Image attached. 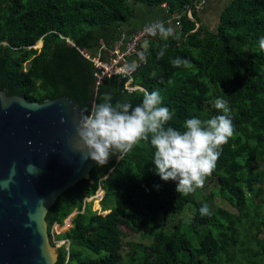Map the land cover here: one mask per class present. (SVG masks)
Returning a JSON list of instances; mask_svg holds the SVG:
<instances>
[{"label":"trees","instance_id":"obj_1","mask_svg":"<svg viewBox=\"0 0 264 264\" xmlns=\"http://www.w3.org/2000/svg\"><path fill=\"white\" fill-rule=\"evenodd\" d=\"M200 1L0 0V89L7 94L39 102L66 95L83 115L102 103L106 93L116 99L121 76L99 79L103 70L93 59L110 58L125 25L135 18V6L165 7L179 17L178 31L169 39H147L149 46L141 50L149 63L131 84L143 91L129 92L124 86L122 97L111 103L127 101L135 107L145 91H158L172 116L166 127L183 131L187 119L222 115L214 105L222 98L234 126L204 187L187 195L155 170L150 136L129 153H116L107 165L94 167L89 178L67 189L48 212L54 245L53 225L64 224L77 212L73 225L57 235L70 240L69 250L58 247L57 264H121L122 226L138 234L159 219L160 230H153L150 245L138 254L140 264H264V170L256 166L261 162L264 169V50L259 47L264 0H230L214 33L198 27L199 13L188 18V9L195 11ZM40 41L43 46L35 48ZM177 57L190 65L173 67L170 61ZM100 187L105 192L102 210L94 211L87 197ZM215 197L237 213L217 206ZM116 198L129 211L114 207ZM204 204L211 215H201ZM187 207L192 216L166 229L170 217L183 215Z\"/></svg>","mask_w":264,"mask_h":264},{"label":"water","instance_id":"obj_2","mask_svg":"<svg viewBox=\"0 0 264 264\" xmlns=\"http://www.w3.org/2000/svg\"><path fill=\"white\" fill-rule=\"evenodd\" d=\"M140 53L144 63L120 80L112 101L147 67V52ZM82 115L81 106L66 95L39 102L0 89V264H57L48 212L98 165L86 159L77 134ZM29 164L36 168L27 169Z\"/></svg>","mask_w":264,"mask_h":264},{"label":"clouds","instance_id":"obj_3","mask_svg":"<svg viewBox=\"0 0 264 264\" xmlns=\"http://www.w3.org/2000/svg\"><path fill=\"white\" fill-rule=\"evenodd\" d=\"M144 31L152 36L159 34L164 39L174 35L173 27L170 24L166 26L160 20L146 25ZM259 47L264 50V37L260 38ZM164 55L163 49L158 52V57ZM170 63L173 67L190 65L188 60L180 57ZM136 67L133 61L125 70L134 72ZM102 100V103L93 105L90 113L81 116L77 127L80 141L88 152L86 159L105 166L116 153L127 154L150 136L155 149L153 162L158 174L165 181H176V191L183 195L204 187L206 178L216 168L222 146L234 134L230 109L222 98L214 101L215 108L222 111V115L204 121L199 118L187 119L183 131L166 127L172 116L169 108L162 106L158 91H145L142 103L135 107L127 101L114 105L111 103L112 96L107 93ZM26 168L36 167L29 164ZM200 213L211 215L209 206L204 204Z\"/></svg>","mask_w":264,"mask_h":264},{"label":"rangeland","instance_id":"obj_4","mask_svg":"<svg viewBox=\"0 0 264 264\" xmlns=\"http://www.w3.org/2000/svg\"><path fill=\"white\" fill-rule=\"evenodd\" d=\"M159 38L164 39L161 36H159ZM42 46H43V42L41 43L40 46H35V48H41ZM140 46H141V49H143V50L147 49V47L149 46V41L146 40V41L141 42ZM95 59H97V58H95ZM256 166H258L259 169L264 170L261 162L257 163ZM154 168L158 172L156 166ZM210 192H211L210 188H207L206 194L208 195ZM203 197H205V195L202 196V198ZM88 201H92L94 211H101L102 210L100 201L93 200V199H88ZM214 203L221 208L227 209L231 213H235V212L237 213V211L232 206H230L229 203L221 200L218 197L214 198ZM113 206L114 207H116V206L121 207V208L125 209L126 211H129V208L126 205H124L121 202V200L118 198H116L114 200ZM187 209H188V207H187ZM106 212H109V211H106ZM76 213L77 212L74 211L72 214H70V216H68L65 219L64 224H62V225L60 224V226L57 229L59 233L65 232L66 230H68L73 225L72 220H73L74 216L76 215ZM104 214H105V212H104ZM191 216H192V213H191V210L189 208L181 216L174 215V216L170 217L169 221L166 223L165 228L166 229L171 228V226H173L174 224H177L180 219L190 218ZM161 225H162V220L159 219V221L156 224L154 222L150 223L141 233H138V234L134 233L127 226H122V230L125 232L126 237L124 238V242H123V260H122L121 264H133V258H136L138 256V254L142 253V248H144V247L146 248L150 245V243L152 241L153 230H157V231L160 230ZM261 230L263 231V233L260 234V237L264 238V228L261 227ZM58 247L59 246L56 243L55 244L56 250L58 249ZM86 255L90 256V255H93V253L89 250H86ZM141 261H142V256H138V258L136 259L134 264H140Z\"/></svg>","mask_w":264,"mask_h":264},{"label":"built area","instance_id":"obj_5","mask_svg":"<svg viewBox=\"0 0 264 264\" xmlns=\"http://www.w3.org/2000/svg\"><path fill=\"white\" fill-rule=\"evenodd\" d=\"M206 4H207V0H201L198 6H196L195 11L192 9H188L187 11L188 18L190 20H193V12L200 13L203 10V8L206 6ZM144 28H142L137 33L132 34L131 36H128L125 33L122 34L120 40L115 45L114 50L111 52V56L110 58H108L107 61L105 62L101 61L100 57H98L97 59H93L94 64L98 68L103 70L101 75L99 76V79H102L104 76H114V75H120L121 78L123 79L130 77V75L133 72H127L125 70L126 66L128 65L126 61L128 57L129 58L136 57L140 65L144 63V58L141 55L139 49L140 43L147 39H151L159 36V34L155 36L147 34L144 31ZM122 45H124V51H120V47ZM132 81L133 80L130 79L126 88V90L129 92L136 91V88L131 87ZM101 193L103 194L100 195ZM104 195L105 192L102 189V187H100L97 193L91 197H87V200L93 199L101 202L103 200ZM59 226L60 224L56 222L52 227L51 233H52L53 241L55 244L57 243L58 246L65 245L66 248L69 250L70 240L68 238L57 239V235L60 234L57 230ZM67 257L69 258V252L67 254Z\"/></svg>","mask_w":264,"mask_h":264},{"label":"crops","instance_id":"obj_6","mask_svg":"<svg viewBox=\"0 0 264 264\" xmlns=\"http://www.w3.org/2000/svg\"><path fill=\"white\" fill-rule=\"evenodd\" d=\"M229 2L230 0H208L207 5L198 15V27L206 28L213 33L216 32L218 29L220 18ZM134 8L135 18L125 25V34H127L128 36L137 33L146 25L156 20L163 21L166 26L170 24V26L174 29V35L179 29V17L170 15L165 7L148 8L140 5L135 6ZM171 37H168L167 39ZM139 49L141 50V46L139 47ZM120 51H124V45L120 47ZM126 61L128 65L135 61L137 64L136 69L140 66L139 61L136 57H128Z\"/></svg>","mask_w":264,"mask_h":264},{"label":"bare ground","instance_id":"obj_7","mask_svg":"<svg viewBox=\"0 0 264 264\" xmlns=\"http://www.w3.org/2000/svg\"><path fill=\"white\" fill-rule=\"evenodd\" d=\"M41 45V41L40 42H38V44H37V46H40ZM143 91V90H142Z\"/></svg>","mask_w":264,"mask_h":264}]
</instances>
